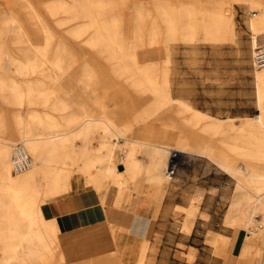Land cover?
Returning a JSON list of instances; mask_svg holds the SVG:
<instances>
[{
    "label": "bare ground",
    "instance_id": "6f19581e",
    "mask_svg": "<svg viewBox=\"0 0 264 264\" xmlns=\"http://www.w3.org/2000/svg\"><path fill=\"white\" fill-rule=\"evenodd\" d=\"M12 1L15 6L0 9L5 13L0 17V67L13 68L21 77L25 69L42 68L44 79L19 90L14 82L1 81L2 88L20 91V96L10 114L0 108V264H83L86 259L124 264L114 256L119 233L111 222L61 228L56 207L70 198L64 193L72 187L69 172L76 169L78 182L96 192L110 184L117 209L132 192L162 191L179 156L204 158L234 180L225 222L237 228L240 264H264V67L254 73L259 113L237 116L240 122L174 96L168 67L173 44H193L199 32L212 44L236 43L233 2L252 14L248 27L253 53L264 44V0H227L225 12L199 8L192 0H41V8L34 0ZM69 39L70 45L91 53H66ZM160 41L162 61H141L139 50ZM76 61L81 66L71 79L65 69ZM120 83L134 96L124 94ZM50 90L55 96H46ZM154 119L177 130L173 142L127 136L133 124ZM18 143L24 144L32 163L15 173L13 148ZM118 145L124 158H118ZM203 195L199 188L190 206L177 205L185 211L182 227L187 233ZM208 235L215 252H226L230 239L221 243L219 232ZM149 242L146 236L137 264H144Z\"/></svg>",
    "mask_w": 264,
    "mask_h": 264
},
{
    "label": "rangeland",
    "instance_id": "374dc122",
    "mask_svg": "<svg viewBox=\"0 0 264 264\" xmlns=\"http://www.w3.org/2000/svg\"><path fill=\"white\" fill-rule=\"evenodd\" d=\"M37 5L42 7V3L37 0H34ZM45 1V0H42ZM227 1V0H225ZM5 2V3H4ZM233 2V1H232ZM4 4L12 7L15 6L12 0H0V9L4 8ZM235 8V15L233 17L236 22V27L238 31V39L237 42L226 41L221 44H211L208 41L204 40L203 32H199L197 35L196 42L193 44H187L183 41H176L173 44V52H172V62L168 65L171 70V78L173 80V95L181 98L188 99L195 107L207 111L210 114H213L218 117H235L237 122H240L242 118H237V116H254L259 113L256 105V84L254 73L258 68H255L253 65V53L250 47V41L252 37V33L248 27V21L252 14L250 10L245 8L244 6L233 2L232 3ZM206 7L205 4L202 5ZM217 7V6H216ZM219 11H226L225 7L216 8ZM229 9V5H228ZM129 10L127 9L126 20L129 15ZM3 13L0 10V17L3 16ZM53 24V21L50 20ZM0 24L2 21L0 20ZM59 34L65 32L61 29L57 31ZM130 33L126 32V36ZM13 35L10 33L7 36V43H9L12 39ZM206 41V42H205ZM72 42L71 39L66 42L65 52H72L75 55H82V53L90 54V50L83 49L79 45H70ZM163 44L161 41L156 46V49H146L143 53L144 59L150 54H153V58L156 61H162L163 53L161 46ZM148 45L144 46L147 47ZM143 47V48H144ZM208 50L206 51L205 49ZM152 48V47H151ZM154 48V47H153ZM206 56L207 60L212 61L213 63V72L211 82L215 83V87L217 90V96H190V92L186 88H188V83L186 82V78L188 77V72L191 70L187 69L184 65V72L182 69V58L189 59L193 57L194 64L200 65L201 61H198L199 57ZM209 57V58H208ZM152 61V60H151ZM190 65V63H189ZM81 66V61H76L70 63L69 66L66 67V75L72 76L71 79H74L75 74L79 71V67ZM105 67V65H104ZM24 77H21L14 73L13 68H4L0 67V108H3L7 114H10L13 109H15L14 101L16 96H20V91L12 92L9 88H2L1 81H10L14 82L16 88L19 90L27 86V82L31 81L34 84L37 82L43 81L42 68L34 69L32 72L27 71L25 69ZM184 73V74H183ZM184 77V85L182 84V78ZM69 79V78H68ZM66 79V80H68ZM39 80V81H38ZM72 84L75 85V80H71ZM73 85H69V88H72ZM123 86L122 83H120ZM42 86V84L40 85ZM184 86V91H183ZM124 94L128 96H134L132 93H129L126 90V87L123 86ZM227 89H240L239 93H231L225 92ZM55 92L50 90L46 96H55ZM131 94V95H129ZM112 96L114 94H111ZM189 95V96H188ZM225 95V96H223ZM40 96H44L41 94ZM115 96V95H114ZM153 121H157L154 119ZM158 122V121H157ZM130 137H133L132 132L129 133ZM123 141L124 139H120ZM169 141H173L169 140ZM98 139L95 138L93 141L94 145H97ZM177 153V152H176ZM118 158H124L123 150L120 145H118L117 149ZM174 166V167H173ZM172 177L170 182H168L162 190H167L169 187L168 193L171 198V206L173 208V216L180 222L184 221L185 211L178 209L176 203H179L184 206L191 205V198L194 196L199 188H202L204 191V195L202 200L198 205L197 214L203 216L200 212L201 205L204 203V208H209L213 211V227L215 231H218L220 234V242H226L230 239L229 244L226 247V252H239L240 246L236 241L237 236V228L229 223L225 222V216L229 209L230 199L233 195L235 182L234 180L226 174L224 171L219 170L215 165L208 162L206 159L201 157H193L188 159H182L180 156L175 157L174 162L171 165ZM174 174V175H173ZM84 182L79 186L80 189H85ZM134 189V188H133ZM69 190H66L64 193L69 196ZM113 189H109V196L113 195ZM160 193V192H159ZM159 193L153 194H142L144 197H156ZM134 192L130 193L128 198L133 195ZM167 194V193H166ZM127 202L124 204L117 206V208H122L126 213L130 212V207L126 206ZM203 216V217H207ZM196 218V217H195ZM257 219H261V217H257ZM257 220V222H259ZM183 223L177 226V228L181 229L184 233H187L183 229ZM115 230L119 233L121 230H124L121 233L119 239V248L118 251L115 252L114 256L122 258V253L120 252H130L131 249L134 248L135 244H137L134 240L129 237L130 231L126 230V226L115 225ZM126 230V231H125ZM241 235L244 236L245 229H242ZM221 232V233H220ZM189 233V232H188ZM153 236V232L150 236V244ZM144 236H139L141 239ZM195 238V237H194ZM210 241V244L215 248V242L209 238L208 232L205 236ZM117 239V238H116ZM69 238L65 239V242L68 241ZM251 241V240H249ZM208 242V241H207ZM140 241L138 242V244ZM181 247H185V245L180 244ZM152 246L149 250L153 249ZM148 250V251H149ZM224 252L223 255L226 259H228V254ZM222 254V253H221ZM108 257V256H106ZM264 257V256H263ZM102 258V257H101ZM83 264H100L95 261L92 263L91 259H86ZM230 264H240L239 257H232ZM244 264H255L252 262H244Z\"/></svg>",
    "mask_w": 264,
    "mask_h": 264
},
{
    "label": "crops",
    "instance_id": "0c3cea01",
    "mask_svg": "<svg viewBox=\"0 0 264 264\" xmlns=\"http://www.w3.org/2000/svg\"><path fill=\"white\" fill-rule=\"evenodd\" d=\"M173 1L182 3L185 0ZM192 1L195 2L199 8L216 11H219V9H215L216 6L218 8L225 7L227 11L229 5L225 0ZM203 4H205L206 7H203ZM152 48L144 47L139 50L141 61L147 62L154 60L152 53L145 59L143 57L144 51ZM156 48L154 47L153 49ZM205 50L207 51L208 47ZM194 60L193 57L189 59L182 58L183 72L185 68L184 65L187 64L188 66H186V68L191 70L190 73L188 72V77L186 78V82L188 83V88L186 89L190 92V96H217L216 85L211 82L213 75L212 70L214 68L212 61L207 60L206 56L199 57L198 61H201V63L200 65H195ZM182 84L184 85V77L182 78ZM225 92L239 93L240 89H227ZM130 132H132L133 137L129 136ZM127 136L155 142H173L169 140H174L176 138L177 130H173L167 124H161L157 121L141 120L129 128ZM68 176L71 177L72 184L69 190L70 198H64L59 202L58 207H56V213L58 214V221L61 228L64 231H71L104 221L111 222L113 226H126V230L130 231L129 237L137 244H135L130 252H120L122 253V258H119L124 264H137L142 254L140 250L143 241L146 236L150 239L152 232L153 236L151 244L149 242V249L152 246L154 248L151 250L148 249L149 251L147 250V252H145L144 264H230L232 257H239L240 252H226L229 255L228 259H226L223 255L224 252H215L210 241L205 238L207 232L215 231V229L211 227L214 223L213 211L209 208L205 209L204 203L201 205L200 212L208 215L207 217L198 214L189 233H184L181 229L177 228V226L180 223L182 225L183 222H179L173 216V208L171 206V201H169L171 196L168 193L170 186L167 190L160 191L156 197H144L140 192H134V194L127 199L126 206L130 207V212L126 213L122 208L115 209V192L113 190V195L109 196L108 191L112 187L107 182L96 192L90 185H86L85 189L79 188L82 182H78V177L80 175L76 173V169H72ZM99 201L107 203V206L105 207ZM71 205L74 207H71ZM176 205L181 204L176 203ZM112 211H115L113 216L110 214ZM122 232L123 230H121L117 236V249L119 248L118 242ZM139 236L144 237L140 239ZM139 241L140 243L138 244ZM180 244L185 245V247H181Z\"/></svg>",
    "mask_w": 264,
    "mask_h": 264
},
{
    "label": "built area",
    "instance_id": "2783aa9c",
    "mask_svg": "<svg viewBox=\"0 0 264 264\" xmlns=\"http://www.w3.org/2000/svg\"><path fill=\"white\" fill-rule=\"evenodd\" d=\"M252 59L255 68L264 67V44L259 45L254 49ZM31 163L32 158L24 144H16L13 148V172H23L31 166Z\"/></svg>",
    "mask_w": 264,
    "mask_h": 264
},
{
    "label": "water",
    "instance_id": "95a60500",
    "mask_svg": "<svg viewBox=\"0 0 264 264\" xmlns=\"http://www.w3.org/2000/svg\"><path fill=\"white\" fill-rule=\"evenodd\" d=\"M120 168H122V166H120Z\"/></svg>",
    "mask_w": 264,
    "mask_h": 264
}]
</instances>
